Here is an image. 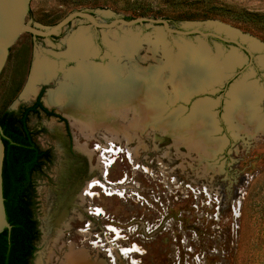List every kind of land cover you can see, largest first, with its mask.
Returning a JSON list of instances; mask_svg holds the SVG:
<instances>
[{
    "label": "rangeland",
    "instance_id": "rangeland-1",
    "mask_svg": "<svg viewBox=\"0 0 264 264\" xmlns=\"http://www.w3.org/2000/svg\"><path fill=\"white\" fill-rule=\"evenodd\" d=\"M75 12L226 41L83 18L57 34L48 110L59 118L39 146L53 161L33 178V263L72 253L87 264H264V0H59L58 24ZM82 37L96 84L77 87L68 75L85 62L72 54ZM190 47L214 63L205 79L184 67ZM71 86L73 113L56 105ZM83 98L108 121L82 114Z\"/></svg>",
    "mask_w": 264,
    "mask_h": 264
},
{
    "label": "water",
    "instance_id": "water-1",
    "mask_svg": "<svg viewBox=\"0 0 264 264\" xmlns=\"http://www.w3.org/2000/svg\"><path fill=\"white\" fill-rule=\"evenodd\" d=\"M77 18L86 19L100 29H114L119 25L133 27L143 23L161 24L170 33L188 35L194 32L226 41L199 30H172L168 21L162 19H119L101 24L90 14L75 12L58 24L59 0H0V112L17 113L32 106L42 90L43 105L49 109L56 37ZM47 118L41 113L39 116L31 115L29 119V127L37 132L35 140L39 146ZM4 157L5 148L0 135V234L9 227L3 197Z\"/></svg>",
    "mask_w": 264,
    "mask_h": 264
},
{
    "label": "trees",
    "instance_id": "trees-1",
    "mask_svg": "<svg viewBox=\"0 0 264 264\" xmlns=\"http://www.w3.org/2000/svg\"><path fill=\"white\" fill-rule=\"evenodd\" d=\"M43 95L44 90L32 106L17 113L0 112V135L5 148L3 197L9 224L0 234V264H34L38 250L40 231L35 218L33 178L53 161V157L51 151L39 147L35 140L37 132L29 127V119L31 115L41 113L57 116L44 107Z\"/></svg>",
    "mask_w": 264,
    "mask_h": 264
},
{
    "label": "bare ground",
    "instance_id": "bare-ground-1",
    "mask_svg": "<svg viewBox=\"0 0 264 264\" xmlns=\"http://www.w3.org/2000/svg\"><path fill=\"white\" fill-rule=\"evenodd\" d=\"M86 44H87V41H86L85 37H82L78 42L75 43V45H74V47L72 49V54L74 56H79L80 58L85 59V62L83 63V66L79 69V71H77L76 73H73L72 72L70 75H68L69 83L71 82V84H73L74 86H77V87H80L81 84H84V83L86 84L87 82H90L92 84H96L95 80H93L94 78L96 79V77H93L92 76L93 75L92 72L89 73V70H90L89 68H85L84 67L86 65H91L90 63L86 62L87 61V58H86L87 57V53H86V51H87V48L86 47L87 46H85ZM207 54H206V49H203V48H201V49H196V48H193V47L188 48V50H186V53L184 54L185 55L184 56V59L186 60L185 61L186 63H184V67H186L187 64H190L191 66H188V67H191L190 71L191 72L196 71L197 72V75H199V78L204 77V79H205L206 75L208 74L207 73V67L206 66H209L210 65V67H212L213 66L212 64H214L210 60V58L207 57ZM236 61H237V59L235 60V62ZM183 62L184 61H182V64H183ZM193 65H194V67H193ZM234 65L235 64L233 63V61H230V63L228 62L229 69H233L234 68ZM89 67H91V66H89ZM246 86L247 85L241 87L242 90H240L241 88L240 89L238 88V89L234 90V94H235V97L236 98H238V99L239 98H242L241 97V94L242 93L249 94L251 92L250 87L248 89H246ZM71 88H72V86H71ZM76 89L67 88L66 91L61 96L58 97V102H57L56 105L60 106L63 111L73 113L71 111V109L68 107L67 102H68L69 97H72L76 93L75 92ZM236 94H237V96H236ZM178 95H180V93ZM52 98H53V95L50 96L49 106H52V105L54 106L55 105V102L52 100ZM124 98H126L128 100H135V95L134 94L133 95L131 94V95H128V96H124ZM92 103H93V100L90 101L89 99H86V98L81 99L80 100V104L82 106V108H81L82 109V112L81 113L84 114V115H86L87 113H92L93 114V117H95V118L97 117L95 120H97L99 117H101V118H99V122H101V121L107 122L109 116L108 117L100 116L99 115V108L97 106L96 107H93V108H90V106H91ZM79 111H81V110H79ZM95 120H91V121H88V122H89V124L97 123V122H95ZM257 131L253 135H256V134L260 135L261 134L260 131H258V132ZM91 137H92V135L89 136V139ZM111 137H112V135H111ZM112 138H114V136ZM89 139H88V141H89ZM115 140H117V139L115 138ZM76 146H77V149H79L86 156L92 157L93 152L88 149L87 145L82 146L80 144H76ZM90 188H87L88 190H87L86 193H89L90 194V192H89V189ZM97 212H98V214H100L102 211H100L98 209ZM61 215H62V213H61ZM61 217H60V219H61ZM115 231H117V229ZM135 248H136L135 250H132V248H131V249H125L124 251L127 254H131V255L132 254L135 255L137 253L139 254V251H138V250H140L139 246L138 245H135ZM66 263L67 264H87V261L83 258V256H80L79 254H72L71 253V254H68V256H67V262Z\"/></svg>",
    "mask_w": 264,
    "mask_h": 264
},
{
    "label": "flooded vegetation",
    "instance_id": "flooded-vegetation-1",
    "mask_svg": "<svg viewBox=\"0 0 264 264\" xmlns=\"http://www.w3.org/2000/svg\"><path fill=\"white\" fill-rule=\"evenodd\" d=\"M39 96V95H38ZM38 98V97H37Z\"/></svg>",
    "mask_w": 264,
    "mask_h": 264
}]
</instances>
